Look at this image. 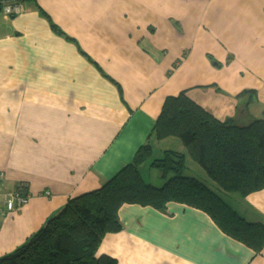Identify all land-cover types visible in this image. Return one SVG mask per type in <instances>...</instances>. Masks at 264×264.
Wrapping results in <instances>:
<instances>
[{"label": "crops", "instance_id": "crops-1", "mask_svg": "<svg viewBox=\"0 0 264 264\" xmlns=\"http://www.w3.org/2000/svg\"><path fill=\"white\" fill-rule=\"evenodd\" d=\"M18 5L17 15L0 10V258L147 142L152 156L183 151L177 139L151 135L167 97L185 91L220 122L264 115V0ZM245 90L255 92L250 115L237 98ZM14 192L28 202L9 212L4 199ZM229 203L264 222V190ZM119 217L124 229L98 251L119 264H264V248L254 255L187 207L124 206Z\"/></svg>", "mask_w": 264, "mask_h": 264}, {"label": "trees", "instance_id": "trees-1", "mask_svg": "<svg viewBox=\"0 0 264 264\" xmlns=\"http://www.w3.org/2000/svg\"><path fill=\"white\" fill-rule=\"evenodd\" d=\"M24 1L0 0V10ZM240 95L237 98L245 96V111L250 115L255 92L245 90ZM151 135L157 142L179 140L186 154L168 150L161 159L152 160L147 142L113 178L70 199L23 245L1 257L0 264H119L109 256H98V251L107 235L124 229L121 208L138 206L167 214L170 204L203 213L225 237L259 255L264 248V222H248L227 203L264 190V115L220 122L182 91L164 100ZM186 157L200 166L216 192L205 180L185 175ZM144 164L159 173L161 186L144 182L140 172Z\"/></svg>", "mask_w": 264, "mask_h": 264}, {"label": "rangeland", "instance_id": "rangeland-1", "mask_svg": "<svg viewBox=\"0 0 264 264\" xmlns=\"http://www.w3.org/2000/svg\"><path fill=\"white\" fill-rule=\"evenodd\" d=\"M257 116L259 117L261 115L257 113ZM173 141L174 140H170V142H164V144H162L163 145L162 147H165L166 148L167 147L166 146L167 144H165V143H171V144H173L174 143ZM179 143H181V142L179 141ZM176 148H177L176 149L177 152H183L182 150L178 149V147H176ZM181 149L184 150L183 146H182ZM184 153H185V150H184ZM162 156L163 155L158 154V155L152 156L151 158H152V160H154V159H161ZM145 164H146V162H145ZM185 166H186V170H185V175L186 176L193 177V178H197L201 182H203L205 180L206 183L209 185V187L211 189H214L215 192L217 191L214 188V186L208 181V177H207L206 173L201 170V168H200L199 165H197L196 163H193L191 160H189L188 157H186V159H185ZM141 177L144 180V182H146L148 184H152L155 187L162 185V180L159 177V173L156 170H154V169H150L149 166H147L146 168H142L141 169ZM221 197L225 199V197H224L223 194H221ZM227 204H230V203H227Z\"/></svg>", "mask_w": 264, "mask_h": 264}, {"label": "built area", "instance_id": "built-area-1", "mask_svg": "<svg viewBox=\"0 0 264 264\" xmlns=\"http://www.w3.org/2000/svg\"><path fill=\"white\" fill-rule=\"evenodd\" d=\"M21 11L20 6L18 4H7L3 8V12L6 15H17ZM0 197V202H1ZM28 202V198L26 196L21 195L20 192H14L8 199H4V205L6 206L9 212L15 211L16 209L21 208Z\"/></svg>", "mask_w": 264, "mask_h": 264}]
</instances>
